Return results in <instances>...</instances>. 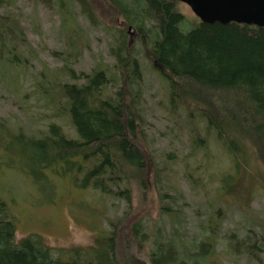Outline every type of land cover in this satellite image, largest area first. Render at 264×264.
Returning <instances> with one entry per match:
<instances>
[{
  "label": "rangeland",
  "instance_id": "obj_1",
  "mask_svg": "<svg viewBox=\"0 0 264 264\" xmlns=\"http://www.w3.org/2000/svg\"><path fill=\"white\" fill-rule=\"evenodd\" d=\"M55 1L5 0L0 7V16L17 22L19 35H5L6 49L0 52V121L13 133L38 138L55 124L75 138L60 85H80L83 75L102 70L114 76L105 97H115L122 86L114 56L116 30L125 28L120 13L107 0H87L92 21L82 5L63 0L72 2L74 22L67 35L74 43L69 45L63 28L67 16ZM174 2L186 29L197 22L184 3ZM126 29L124 46L132 49L140 76L129 92L122 87L120 98L127 112H141H133L134 143L145 161L143 171L129 180V203L77 189L51 171L44 180L38 172L29 175L20 149L14 156L4 151L0 201L13 218L15 241L37 235L65 258L95 246L112 223L121 264H150V243H139L130 234V227L140 222L145 238L155 234L162 242L175 241L179 252L183 245L188 263L195 260L192 255L200 264H264V163L257 148L246 141L233 158L191 103L169 98L158 62L143 53L139 34ZM13 55L17 60L11 63ZM65 65L75 81L63 72ZM127 73L131 79L129 69Z\"/></svg>",
  "mask_w": 264,
  "mask_h": 264
},
{
  "label": "trees",
  "instance_id": "obj_2",
  "mask_svg": "<svg viewBox=\"0 0 264 264\" xmlns=\"http://www.w3.org/2000/svg\"><path fill=\"white\" fill-rule=\"evenodd\" d=\"M4 1L0 0V7ZM74 1L92 20L87 0ZM107 1L120 13L125 26L116 30L118 46L114 56L119 81L122 80L116 96L105 97V89L114 76L109 77L102 70L83 75L80 85L62 84L61 96L76 137L70 138L59 126L49 124L45 133L35 138L20 130L13 133L0 121V129H4L0 131V154L10 151L14 156L20 149L29 164V175L38 172L44 180L46 172L51 171L54 177L68 179L77 189H93L129 203V180L145 167L143 153L134 143L133 112H141H127L120 98L122 87L129 92L140 76L132 49L124 46L129 27L139 34L143 53L158 62L160 74L168 84L169 98L191 103L195 114H200L207 128L215 131L233 158L248 141L257 148L264 163V28L237 23L204 24L197 20L186 29L188 24L176 10L174 0ZM55 3L61 15L67 16L63 28L72 45L74 38L67 35L74 22L72 2ZM14 26L18 27L17 22L0 16L1 53L7 45L3 41L5 35L19 37ZM12 58L8 60L11 63L17 60L15 55ZM63 72L71 80L77 79L70 66H63ZM134 94L139 98L138 91ZM110 225L107 233L96 238L95 246L88 251L74 250L64 258L37 235L15 241L13 218L0 201V264H121L116 254L115 224ZM140 228L141 223L136 222L130 227V234L139 243H150V264H200L192 255L195 260H184L183 245L180 244L182 253L176 249L175 241L162 242L155 234L145 238Z\"/></svg>",
  "mask_w": 264,
  "mask_h": 264
},
{
  "label": "water",
  "instance_id": "obj_3",
  "mask_svg": "<svg viewBox=\"0 0 264 264\" xmlns=\"http://www.w3.org/2000/svg\"><path fill=\"white\" fill-rule=\"evenodd\" d=\"M204 24L237 23L264 28V0H180Z\"/></svg>",
  "mask_w": 264,
  "mask_h": 264
}]
</instances>
